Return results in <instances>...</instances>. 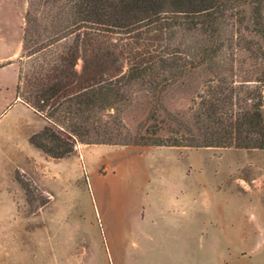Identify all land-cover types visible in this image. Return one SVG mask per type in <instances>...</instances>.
Instances as JSON below:
<instances>
[{"label": "rangeland", "instance_id": "1", "mask_svg": "<svg viewBox=\"0 0 264 264\" xmlns=\"http://www.w3.org/2000/svg\"><path fill=\"white\" fill-rule=\"evenodd\" d=\"M46 2L0 0V60L18 45V73L34 62L20 59L26 13L47 26L55 9ZM244 26L226 27L222 58L233 71L224 77L242 106L260 92L264 111V83L255 81L264 71L262 43ZM200 42L181 31L171 49L186 60ZM213 80L201 70L176 78L159 95L155 120L151 96L137 87L95 123L117 129L119 145L76 141V171H57L61 164L42 152L16 153H37L27 136L42 121L14 101L15 68L0 70V264H264V149L150 146L169 131L201 141L195 118Z\"/></svg>", "mask_w": 264, "mask_h": 264}, {"label": "trees", "instance_id": "2", "mask_svg": "<svg viewBox=\"0 0 264 264\" xmlns=\"http://www.w3.org/2000/svg\"><path fill=\"white\" fill-rule=\"evenodd\" d=\"M44 4L55 9L47 26L31 18L30 12L25 16L20 59L34 57V62L28 71H19L16 98L47 122L29 138L30 145L47 157L58 160L71 155L76 141L119 145L112 142L120 136L117 129L107 123L103 128L95 125L99 114L117 111L139 87L152 98L148 120H155L159 95L176 78L196 70L207 71L214 79L195 118L204 132L201 141L169 131L166 139H149L150 146L264 149L261 93L256 103L242 106L233 82L229 85L224 77L233 67L222 58L226 27L245 24L244 29L261 40L257 50L264 63V0H48ZM181 31L201 37L202 44L186 60L179 50L171 49ZM260 74L255 81L261 85L264 71ZM113 125H118L117 120ZM149 140L139 137L138 142L146 146Z\"/></svg>", "mask_w": 264, "mask_h": 264}, {"label": "crops", "instance_id": "3", "mask_svg": "<svg viewBox=\"0 0 264 264\" xmlns=\"http://www.w3.org/2000/svg\"><path fill=\"white\" fill-rule=\"evenodd\" d=\"M19 54V47L18 45L16 46V51L14 53V55H12L11 57H9L8 59H4V60H0V70L5 69L6 67L9 66H13L15 68V74H16V81H15V90H14V101H17V104H20L21 106H24L26 108H28L29 110H31L33 112L34 115H36L41 121H42V127L40 130H33L31 131L28 136H27V143L28 145L33 148L34 150L37 151V153H26L25 151L22 150H18V152H16L17 154L22 153L24 156L26 155L27 157H41V152L37 149H35L33 146L30 145L29 143V138L31 135L36 134L41 132L46 126H47V122L39 115L36 114L31 108H29L28 106L24 105L23 103L20 102L19 99L16 98V86H17V80H18V68H17V56ZM73 154V153H72ZM69 155L67 157H64L62 159H58L56 161L52 160V161H48V164L51 163L53 166L56 167V165L61 164L60 166H62V168H58L57 167V171H76L77 165H78V158L76 155ZM84 163H85V171H91L88 168V164L86 162V158L81 155ZM93 171V170H92Z\"/></svg>", "mask_w": 264, "mask_h": 264}]
</instances>
